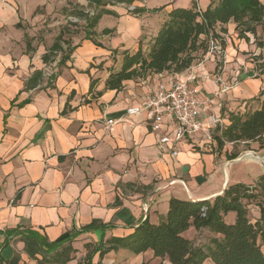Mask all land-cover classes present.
Instances as JSON below:
<instances>
[{"label":"crops","instance_id":"0c3cea01","mask_svg":"<svg viewBox=\"0 0 264 264\" xmlns=\"http://www.w3.org/2000/svg\"><path fill=\"white\" fill-rule=\"evenodd\" d=\"M89 2L0 0V256L19 255L20 264H36L23 239L36 233L49 243L71 237L74 251L66 264H170L151 249L134 253L108 246L145 218L158 223L172 197L197 201L219 194L237 162L255 181L264 174V146L242 141L218 148L214 138L215 119L227 125L230 113L264 107V72L255 69L258 55H264L255 39L264 38V26L257 24L255 34L246 31L240 37L229 21L225 33L216 27L226 37L222 61L206 52L180 73L149 72L110 89L106 79L119 69L123 53L138 47L147 51L172 8L195 2L205 10L210 0H136L135 6L146 9L139 13L121 3L107 4L111 12L101 14L91 33L85 25L65 37L61 16L86 24L81 13L102 7ZM153 8L160 9L149 11ZM60 32L68 58L44 62ZM46 68L53 78L44 76ZM38 70L39 84L26 87ZM175 75L193 77L189 83L212 103L202 111V128L193 137L161 143L160 135L170 130L168 117L156 133L149 110L129 115L126 109L139 106L150 88ZM232 152L237 155L228 158Z\"/></svg>","mask_w":264,"mask_h":264},{"label":"trees","instance_id":"16d2710c","mask_svg":"<svg viewBox=\"0 0 264 264\" xmlns=\"http://www.w3.org/2000/svg\"><path fill=\"white\" fill-rule=\"evenodd\" d=\"M101 9L89 15L82 12L86 27L91 33L101 14L111 12L105 9L107 4L118 2L132 3L135 0H89ZM161 8V7H160ZM153 8L149 11H157ZM144 7H135L130 12H144ZM229 21L236 24L240 37H246L245 32L256 33V25L264 26V4L260 0H210L205 10H199L193 2L190 7H175L168 13L166 19L153 37L149 49L143 51L138 47L133 53L124 52L119 69L111 72L106 79L110 89H119L122 81L143 76L146 73L168 72L176 74L189 68L195 61L208 51L210 40H217L218 46L225 45L223 37L216 31L225 33L224 25ZM104 29V32H109ZM62 32L56 41L42 56L44 62L55 60V53L62 52L58 63L68 58L70 49L63 50ZM256 40L259 47L264 48V38ZM261 60L256 64L258 74L264 72V55H258ZM54 75L52 74V78ZM42 78V70L32 74L26 82V87L38 85ZM230 123L218 126L214 135L218 148L226 142H258L264 146V107L246 113H230ZM237 153L228 154L234 158ZM255 206L258 216L250 217L249 208ZM234 211V223H226L224 215ZM192 226L196 232L207 230L213 234L207 246H197L181 233ZM24 251L36 260V264H66L74 251L68 236L58 242L49 243L36 233L23 237ZM264 174L253 184H227L221 194L212 198L197 201L171 198L169 208L158 223H152L145 218L127 236L112 239L108 247L122 246L134 253L151 249L155 256L166 257L170 264H264ZM108 247L101 250V255ZM41 257H38L37 255ZM0 264H20L19 255L11 259L0 256ZM90 264V260L78 262Z\"/></svg>","mask_w":264,"mask_h":264},{"label":"built area","instance_id":"2783aa9c","mask_svg":"<svg viewBox=\"0 0 264 264\" xmlns=\"http://www.w3.org/2000/svg\"><path fill=\"white\" fill-rule=\"evenodd\" d=\"M118 3L125 5L129 11L136 7L133 2ZM86 13L92 15L94 9H89ZM209 44L207 51L209 53L218 48L215 41L210 40ZM43 74L45 77L50 78L53 74L52 69L46 68ZM191 78L193 77H188L185 80L175 75L169 78L167 82H159L150 88L139 106L128 107L126 113L131 115L149 110L152 114L150 128L156 133L162 131L163 120L168 117L170 130L160 135L159 140L161 143L176 144L188 140L202 128L201 113L212 103V98L209 95L200 98L199 89L188 81ZM214 122L220 127L224 125L219 118L215 119ZM108 123H113V120L109 119ZM205 137L209 140L212 139V133L207 131ZM172 153L176 155L177 151L173 150Z\"/></svg>","mask_w":264,"mask_h":264},{"label":"rangeland","instance_id":"374dc122","mask_svg":"<svg viewBox=\"0 0 264 264\" xmlns=\"http://www.w3.org/2000/svg\"><path fill=\"white\" fill-rule=\"evenodd\" d=\"M75 10H78V9L75 8ZM62 17L63 16H61V18H60L62 20H61V22L59 24V27H60V30L61 31H63V32L65 31V34H66L65 37H70V35H71L70 33L72 31L78 32V31L82 30L83 27L86 25L85 22H83L81 20H74V19H72V17L70 18L69 21H63L64 18H62ZM156 33H157V29L155 31V34ZM219 35L221 37H223L224 41L226 40V37L223 34H219ZM218 41L215 40V44H216L217 47H218V43H217ZM221 49H223V48H221ZM212 52H215L216 53L215 56H216V60L218 62L223 60V56L221 55L222 51H220V47H218L217 49H215ZM145 53H146V51H145ZM61 54H62L61 52L55 53V55L57 56V58H59ZM217 55H219L218 56L219 58L217 57ZM251 57L252 58L253 57L255 58V56H251ZM201 59H203V56L201 57ZM260 61L261 60L256 61V62H260ZM254 65H255V63H254ZM254 181H255V177L253 175L251 176L248 173V171L246 170L245 166H243V164L241 162H237L231 168L230 182H229V184H233V183H237V182L244 183V184H253ZM255 212H256V207L255 206H250L249 212H248L249 213V216L250 217H255ZM223 219L228 224L229 223H234L235 220H236V213L234 211H229V212H227L224 215ZM181 234L185 238L190 239L195 245L202 246V247L207 246L209 244V242H210V239L213 237V234L210 233V232H208L207 230H202L200 232H196V230L192 226L188 227ZM261 249L264 252V244H262ZM164 258L167 261V258L166 257H164ZM103 263H105V262H103Z\"/></svg>","mask_w":264,"mask_h":264},{"label":"water","instance_id":"95a60500","mask_svg":"<svg viewBox=\"0 0 264 264\" xmlns=\"http://www.w3.org/2000/svg\"><path fill=\"white\" fill-rule=\"evenodd\" d=\"M252 154V153H251ZM225 189V187L222 189V191L219 193V194H221L222 192H223V190ZM218 195V194H217ZM216 196V195H215Z\"/></svg>","mask_w":264,"mask_h":264}]
</instances>
